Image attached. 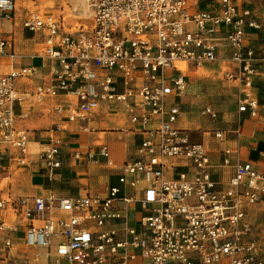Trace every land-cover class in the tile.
<instances>
[{"label": "built area", "instance_id": "built-area-1", "mask_svg": "<svg viewBox=\"0 0 264 264\" xmlns=\"http://www.w3.org/2000/svg\"><path fill=\"white\" fill-rule=\"evenodd\" d=\"M85 1L89 23L68 27L65 14L39 9L22 19L26 32L42 36L41 56L54 65L50 82L31 90L17 82L37 68L0 73V154L13 153L0 159V173L9 179L11 162H36L29 130L17 125L29 117L18 113L25 104L50 100L67 120L47 131L50 141L37 154L50 182L60 177L67 154L84 157L59 135L68 123L86 122L84 129L95 131L96 116L117 107L141 141L119 167L105 143L87 152L90 163L98 154L119 170L118 185L105 195L1 194L3 248L21 247L16 242L23 231L24 246L46 251L45 264H264V230L247 218V208L264 201V170L239 157L223 188L213 178L206 146L177 126L190 74L216 63L223 65L221 78L235 84L239 115L264 120V38H256L264 36V0ZM15 11L16 0H0V58L15 56V39L4 28L16 21ZM200 112L219 119L212 104ZM215 136L225 139L224 131ZM177 158L193 170L169 177V162ZM135 210L141 213L136 220Z\"/></svg>", "mask_w": 264, "mask_h": 264}, {"label": "crops", "instance_id": "crops-1", "mask_svg": "<svg viewBox=\"0 0 264 264\" xmlns=\"http://www.w3.org/2000/svg\"><path fill=\"white\" fill-rule=\"evenodd\" d=\"M71 2L76 1L63 0L65 5L49 7L57 14H65L68 27L77 24V20L85 18L86 15L88 18L89 15L87 10L82 7H74L72 11L71 6H69ZM72 12H75V14ZM7 24L11 27L13 25L16 27L18 26V22L16 21L14 23L5 22V31ZM11 32L9 33L6 31L7 34H11L15 39ZM18 36V39H15L14 45L15 56L9 59L0 58V73H9L13 68L35 67L37 68L36 74L29 79L19 80L17 82V87L20 90H31L38 85L49 83L54 62L41 56L45 45L44 39L42 36L26 31L23 35L19 33ZM256 38L263 40V33L258 36L256 35ZM222 66L223 65L219 63L210 64L204 69L190 74L187 95L182 100L185 113L178 121L177 126L187 130L192 141L203 143L206 146L212 163L211 172L213 178L221 183L223 188H226L235 174V162L239 157L246 161H252L257 168L264 170V161L259 153L260 151H264V120H256L248 113L239 115L235 97V84L221 78L220 72ZM218 69H220L218 74L221 81L224 82L223 84H229V87L232 88L230 89L237 107H234V112L226 116L225 120L227 123H224L222 126L220 125L221 127L219 125H212L211 122H216L217 120H211V122H209L207 120L209 118L200 117V115L197 116L199 111H201L205 105L210 104V102L202 101L201 103L195 100L191 94V84L194 76L204 71H207V73H215ZM261 93H263V91L258 87L257 95L259 99L261 98ZM196 97L198 98L197 94ZM60 100L61 99H57V102ZM198 108H200L199 111ZM115 110L116 114H108L107 111L103 110L96 116L95 121L90 124L95 127V131L89 132L85 130L84 127L88 125L86 122L67 124V130L59 133V135L70 144V147H68L69 151H80L84 154V157L82 160H76L72 156V153L67 154L64 159V166L59 171L60 177L58 180L50 182L46 178L44 166L36 160L37 154L44 150L50 141L49 132L47 131L51 129L55 123H66L67 120L65 115H58L52 110V101L50 100L35 106L26 104L20 106L18 108V113H28L29 117L18 118L17 125L29 130L31 151L36 162L28 167H16L14 163L11 162V169H13V171L11 172L9 180L11 179L12 184L10 190L3 193H9L13 198L39 195L48 196L51 193H55L61 197L86 194H107L108 189L115 185L113 182V169L117 173H119V170L107 166L104 159L98 154L95 156L96 162L90 163L86 159L87 152L91 149L97 151L98 144H107V137L112 135L117 129L124 136L125 140L124 159H122L123 157L120 156L119 151H117L115 147V149L111 148L110 150L119 167L124 161L128 160V157L132 155V157H134L136 155V150L141 141V136L130 129L131 125L124 111L117 107ZM216 110L219 112L218 109ZM237 114L239 126L236 125ZM216 131H224V141L216 138ZM228 149L231 150L230 154L226 153ZM4 150L5 147L0 146V152ZM7 153H9L10 156L13 155L12 151L6 152L5 154ZM226 159L230 161V164H225ZM192 170L193 168L190 161L177 158L169 162L167 174L169 177H178L180 171L191 172ZM3 179L5 180V178ZM263 208L264 201L247 208L248 220L262 230H264V210H261ZM10 218L11 217L8 216V220Z\"/></svg>", "mask_w": 264, "mask_h": 264}, {"label": "rangeland", "instance_id": "rangeland-1", "mask_svg": "<svg viewBox=\"0 0 264 264\" xmlns=\"http://www.w3.org/2000/svg\"><path fill=\"white\" fill-rule=\"evenodd\" d=\"M65 5L63 3V0H16V11H15V19L16 22H18V26L16 27L13 25L12 27L8 24L6 26V31L9 33H13L15 39H18V34L20 33L23 35L25 32L24 28L22 27V19L24 15L34 9H39L43 12L51 11L53 12V9H50L49 7ZM69 6H71L72 11L74 7H82V4H79L77 2H71L69 3ZM75 14V12H72ZM89 16L87 18V15L85 18H82L80 22L89 23ZM253 33V32H251ZM255 34V33H253ZM17 44V43H16ZM217 69V67H216ZM219 71L216 70L215 73L208 72L207 71L198 73L197 76L193 77V81L191 84V94L195 98V100H198L202 103V101H209L210 104H213L216 109L219 110V119L216 122H211V120L207 119L209 122L212 123V125H223L224 123H227L226 116L230 114L231 112H234V107H236V102L234 100V97L232 96L231 87H229V84H223L224 82L221 81V78L219 77ZM231 88V89H230ZM257 92V91H256ZM196 94H201L200 98L196 97ZM262 95V93H261ZM237 108V107H236ZM200 108H198V111ZM236 112V110H235ZM115 113V112H114ZM116 114V113H115ZM202 116L200 111L197 116ZM237 126H239V119L237 114ZM220 126V127H221ZM124 136L121 134L120 131L117 129L115 132H113L112 135L107 137V145L111 149H115L119 151L120 156H122L124 159ZM115 147V148H114ZM133 156V155H132ZM131 156V157H132ZM131 157H128L127 159H130ZM4 159L5 161L10 158V154H0V159ZM105 169V168H104ZM107 169V168H106ZM5 174H0V194L3 192H7L10 190L11 187V179H3ZM118 173L113 169V182L115 185H118L117 181ZM261 210H264L261 209ZM141 213L139 211L135 210L132 212V217L134 220H136ZM4 233L0 232V264H45L46 259V251L43 249H35V248H28L24 246V232L21 231V233L17 236V242L20 243L21 247H15L13 249H3L4 241L3 237Z\"/></svg>", "mask_w": 264, "mask_h": 264}, {"label": "bare ground", "instance_id": "bare-ground-1", "mask_svg": "<svg viewBox=\"0 0 264 264\" xmlns=\"http://www.w3.org/2000/svg\"><path fill=\"white\" fill-rule=\"evenodd\" d=\"M77 3H81L83 5L84 9H86V10L89 9L88 8L89 4L85 0H79V1H77Z\"/></svg>", "mask_w": 264, "mask_h": 264}]
</instances>
